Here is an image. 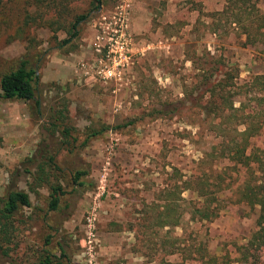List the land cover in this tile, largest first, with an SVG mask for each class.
Masks as SVG:
<instances>
[{
	"label": "rangeland",
	"instance_id": "374dc122",
	"mask_svg": "<svg viewBox=\"0 0 264 264\" xmlns=\"http://www.w3.org/2000/svg\"><path fill=\"white\" fill-rule=\"evenodd\" d=\"M90 2L3 0L0 5V75L28 52L43 54L37 72L42 121L33 120L26 103L0 98V195L11 182L26 191L29 183L33 186L29 191L33 207L23 210L25 223L19 225L18 246L11 252L17 261L0 255V264H36V252L45 249L46 236H51L48 247L56 255L59 245L64 248L69 264H158L150 261L154 247L153 253L174 263L180 256L166 255L164 250L171 248L162 241L172 242L183 231L189 243L197 235L211 253L229 254L231 264H240L233 261L236 248L253 230L258 207L225 203L213 222L194 224L185 215L169 233L160 227L164 219L160 213L168 191L178 199L179 175L194 173L203 153L218 141L208 131L211 124L190 113L197 111L194 85L199 71L194 59L214 69V83L233 69L239 87L264 73V46H245L238 26L210 15L221 11L225 0H101L79 25L78 38L58 48L67 37L61 26L89 12ZM257 6L264 12V0ZM121 25L127 26L131 62L118 83L104 82L93 75L105 53L98 54L92 43ZM24 28L26 35L20 36ZM231 99L238 107L242 96ZM157 110L169 113H153ZM57 113L65 118L76 143L56 157L66 194L60 209L49 212L48 188H36L23 173V162L37 157L46 143L55 147L59 133L52 137L45 128L53 116L59 117ZM103 126L119 128L79 146L89 129ZM256 140L264 148V134ZM77 170L87 172L81 179L85 185L73 188L70 178ZM182 197L188 199L191 193ZM118 249L128 257L118 258Z\"/></svg>",
	"mask_w": 264,
	"mask_h": 264
},
{
	"label": "trees",
	"instance_id": "16d2710c",
	"mask_svg": "<svg viewBox=\"0 0 264 264\" xmlns=\"http://www.w3.org/2000/svg\"><path fill=\"white\" fill-rule=\"evenodd\" d=\"M3 0H0V5ZM258 0H225L223 9L210 14L222 17L229 25H236L245 35V46H264V12L257 6ZM91 10L74 16L71 21L61 28L66 29V38L57 45L62 48L75 41L79 34V25L89 18L92 10H97L101 0H91ZM27 22V21H26ZM28 24V23H27ZM67 27V28H66ZM214 30V29H213ZM26 30L18 33L26 35ZM21 38V37H20ZM27 39V37H24ZM39 51L28 52L21 58L9 72L0 75V98L5 101H22L29 106L33 120L42 121L43 110L41 101L37 97V72L43 59ZM199 71V81L194 85V101L197 111H191L202 122L211 126L218 141L203 153L202 158L196 163L194 173L185 177L179 175L176 192L178 199H173L174 193H166L165 204L161 207L164 219L160 227L169 231L181 225V219L188 215L189 222L211 223L218 218L220 212L227 204H243L250 208L258 207L254 221V228L245 242L236 248L237 257L233 261L240 264H264V148L256 145V138L264 134V73L251 76L249 80L237 87L234 83L235 76L229 69L226 77L217 82L212 81L213 70L203 67L198 60L195 61ZM206 64V61L204 63ZM215 66V65H214ZM210 81L213 83L210 84ZM242 96L239 106H234L231 98ZM247 99V103L243 100ZM155 114H167L169 111L157 110ZM52 117L45 128L50 136H57V141L44 144L38 151V156H32L23 162V173L33 179V184L46 187L49 190L47 210L55 212L60 209L61 196L66 194L65 187L60 183L63 177L59 175L62 169L57 165L56 157L61 149L70 148L76 143L64 123V117ZM217 123L213 124L212 121ZM119 127H105L89 129L87 138L79 146L85 147L91 138L98 137L107 131ZM258 144V143H257ZM76 146V145H75ZM38 158V159H37ZM34 165V171L30 166ZM19 171H15V175ZM55 172V173H54ZM87 175L84 170H77L71 174L70 183L74 187H83L81 180ZM179 182V183H178ZM29 191H33L29 183L28 191L19 189L16 182H11L0 195V255L11 258L18 244L15 242L19 225L25 223L23 210L32 209ZM185 192H190L191 197H182ZM227 203V204H225ZM179 212V213H178ZM177 213V217H174ZM167 238V237H166ZM167 240V239H166ZM163 240L166 246L164 253L168 256H180L178 262L169 263L163 257H158L154 248L150 261L158 264H231L229 254L217 256L211 253L206 241L194 235L193 242L189 243L185 231L172 242ZM169 240V239H168ZM165 242L167 243L165 245ZM51 236H46L42 249L36 252V264H69L64 248L59 245L58 255L48 247ZM20 260V259H19Z\"/></svg>",
	"mask_w": 264,
	"mask_h": 264
},
{
	"label": "built area",
	"instance_id": "2783aa9c",
	"mask_svg": "<svg viewBox=\"0 0 264 264\" xmlns=\"http://www.w3.org/2000/svg\"><path fill=\"white\" fill-rule=\"evenodd\" d=\"M104 20L105 17H102ZM127 26L121 25L113 33H107L106 37L98 35L92 43L98 54L104 52V57L99 59V67L95 71V78L104 82L118 83L121 80L123 69L131 62L129 46L131 42L125 37ZM104 42L101 44V41ZM86 72L85 74H87Z\"/></svg>",
	"mask_w": 264,
	"mask_h": 264
},
{
	"label": "crops",
	"instance_id": "0c3cea01",
	"mask_svg": "<svg viewBox=\"0 0 264 264\" xmlns=\"http://www.w3.org/2000/svg\"><path fill=\"white\" fill-rule=\"evenodd\" d=\"M117 256L118 258H127L128 257V254L122 252L120 249H118V253H117ZM132 257V256H131ZM133 258V257H132ZM134 260V259H133ZM140 260H144V259H141L139 258L138 261ZM135 261V260H134ZM118 264H123V263H118ZM126 264H135V263H126ZM143 264V263H142ZM146 264H150V263H146Z\"/></svg>",
	"mask_w": 264,
	"mask_h": 264
}]
</instances>
